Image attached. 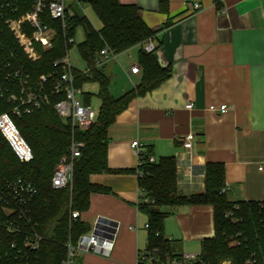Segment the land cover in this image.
<instances>
[{
    "label": "crops",
    "instance_id": "obj_1",
    "mask_svg": "<svg viewBox=\"0 0 264 264\" xmlns=\"http://www.w3.org/2000/svg\"><path fill=\"white\" fill-rule=\"evenodd\" d=\"M70 1L75 14L76 1ZM80 1L77 9L99 28L85 11L83 3L88 0ZM120 1L139 6L144 21L156 30L153 55L169 74L133 98L110 127L112 171L92 174L91 181L111 192L92 193L81 220L90 225L87 233L94 231L99 217L116 222L115 243L108 256L78 251L76 260L84 264H137L148 246V216L139 209L138 157L131 146L135 139L158 162L164 157L185 159L183 138L194 133L195 162L201 167L223 165L230 201L264 202V0ZM196 2L202 5L200 10L193 9ZM143 48L133 46L101 66L115 97L146 77L140 61ZM135 65L140 67L138 73L131 71ZM74 68L88 67L85 61L83 69ZM190 102L192 109L187 108ZM98 103L100 110V98ZM222 104L229 106L226 113L210 109ZM185 179L179 183L181 193L204 192L199 179L193 183ZM164 211L169 212L164 231L177 253L201 252L203 240L216 234L213 204L167 206Z\"/></svg>",
    "mask_w": 264,
    "mask_h": 264
},
{
    "label": "trees",
    "instance_id": "obj_2",
    "mask_svg": "<svg viewBox=\"0 0 264 264\" xmlns=\"http://www.w3.org/2000/svg\"><path fill=\"white\" fill-rule=\"evenodd\" d=\"M88 2L100 20V27L96 28L85 14L73 7L75 14L70 17L68 36L75 37L79 26L85 30L86 39L78 44V48L88 71L74 68L76 86L82 91L85 83L98 82L101 106L91 128L75 131V138L85 142V147L75 162L72 184L61 189L52 185L54 169L68 153L73 138L71 123L62 119L53 106L37 108L31 114L13 115L33 149L35 157L31 162H21L0 132V179L22 177L38 189L31 208L36 229L43 240L39 250L29 252V264H62L68 255L69 241L75 244L90 230V225L82 221L81 216L72 218L71 211L88 210L94 192H111L110 188L91 181L92 174L112 171L108 164L110 127L133 98L152 89L169 74L168 69L159 67L153 52L143 48L140 61L146 77L135 88L115 97L110 91V77L102 65L96 64L100 51L109 47L120 53L136 45H145L156 30L144 21L136 4H124L120 0ZM52 24L58 29L53 48L45 52L38 63L28 64L35 78L53 72L54 61L75 45L67 44L57 22ZM83 94L85 104H89L91 94ZM11 110L12 106L0 99V113ZM148 153L152 155L150 149ZM141 169L144 174L139 177V187L144 195L140 196L139 209L148 216L146 250L159 248L160 264H167L182 254L173 250V241L165 234L164 222L169 212L164 211V207L192 204H213L215 207L216 234L202 243L205 264H221L226 260L232 264H264V202L230 201L226 193L221 192L225 186L222 164H206L204 192L189 195L180 191L176 157H164L158 162H149L146 157ZM13 240L12 235L0 234V254L10 249ZM236 240L241 244H231Z\"/></svg>",
    "mask_w": 264,
    "mask_h": 264
},
{
    "label": "built area",
    "instance_id": "obj_3",
    "mask_svg": "<svg viewBox=\"0 0 264 264\" xmlns=\"http://www.w3.org/2000/svg\"><path fill=\"white\" fill-rule=\"evenodd\" d=\"M81 2L80 0H75ZM217 3L223 0H216ZM194 10H200L202 5L193 4ZM68 0H0V99L12 106L11 112L0 113V132L8 141L10 147L21 162H31L35 155L31 145L21 133L13 115L31 114L43 106H53L57 114L71 123L73 138L69 151L64 155L54 169L52 185L54 188H65L72 184L75 162L81 156L85 142L75 138V131H86L96 122L97 113L90 104L80 99L81 90L76 86V74L69 51L63 57L54 61L55 70L49 74L33 76L28 64H36L44 57V53L53 48L58 29L52 22L59 24L60 30L66 36L67 44H75V37L68 36L70 17L72 16ZM144 48L154 52L156 45L152 38ZM117 53L109 47L102 49L96 64L101 66L116 58ZM140 67L135 65L131 71L138 73ZM88 70H86L87 72ZM192 102L187 108L192 109ZM212 111L226 113L227 104L211 105ZM195 134L189 133L183 138V147L187 152L185 159H177L178 184L182 180L189 183L197 179L205 186V166L195 162ZM138 157L137 173L143 176L141 167L147 160L156 162L149 155L148 148L139 139L131 143ZM182 180V181H183ZM227 192V187L222 188ZM38 194L37 187L22 177L0 179V234L14 236L10 249L0 254V264H29V252L39 250L43 236L36 229L31 205ZM144 195L140 189V196ZM233 215V213H231ZM72 218H79L81 213L71 211ZM116 234L107 229L99 232L83 234L74 244H67L68 255L62 264H84L76 260L78 251L94 252L110 255L114 248ZM19 239V240H18ZM240 245L241 241L233 242ZM159 248L143 251L137 264H160ZM167 264H205L201 252H183ZM221 264H232L223 261Z\"/></svg>",
    "mask_w": 264,
    "mask_h": 264
},
{
    "label": "rangeland",
    "instance_id": "obj_4",
    "mask_svg": "<svg viewBox=\"0 0 264 264\" xmlns=\"http://www.w3.org/2000/svg\"><path fill=\"white\" fill-rule=\"evenodd\" d=\"M68 2L71 3L70 0H68ZM83 4H84V8H85L87 15L90 17V19L93 21V23L96 25H101L100 20H99L98 16L96 15V13L94 12L91 5L88 4L87 1H84ZM73 6H74V8H78L79 6H81V4L79 2H74ZM84 39H85L84 29H83V27H79L77 30V33H76V37H75L76 43L69 51V56H70L72 65L74 67H78V68H82V69L85 67V60L82 58V56L80 54L78 44L81 43ZM124 79H125V81H127L126 78H124ZM98 88H99L98 82H94V81L87 82L83 85V89H84L83 92L84 93L87 92V93L91 94L92 107L94 108L96 113H98V111H99V105H98L99 104L98 103L99 98L97 97L98 96V94H97ZM79 96H80V99L83 101L84 95L81 93V94H79ZM231 244H234L233 241L231 242Z\"/></svg>",
    "mask_w": 264,
    "mask_h": 264
},
{
    "label": "water",
    "instance_id": "obj_5",
    "mask_svg": "<svg viewBox=\"0 0 264 264\" xmlns=\"http://www.w3.org/2000/svg\"><path fill=\"white\" fill-rule=\"evenodd\" d=\"M118 224L106 217H99L95 225L94 232H99L100 229H107L113 231L114 234L117 232Z\"/></svg>",
    "mask_w": 264,
    "mask_h": 264
}]
</instances>
